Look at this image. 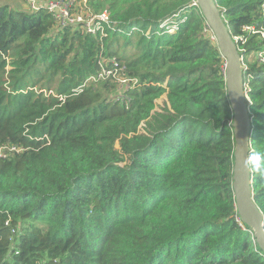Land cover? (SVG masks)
Returning <instances> with one entry per match:
<instances>
[{
    "label": "trees",
    "instance_id": "trees-1",
    "mask_svg": "<svg viewBox=\"0 0 264 264\" xmlns=\"http://www.w3.org/2000/svg\"><path fill=\"white\" fill-rule=\"evenodd\" d=\"M20 1L0 0V264H264L233 188L226 60L197 2L89 0L110 12L101 35L58 27V0ZM215 1L242 57L264 214V0ZM114 58L129 83L100 75Z\"/></svg>",
    "mask_w": 264,
    "mask_h": 264
},
{
    "label": "water",
    "instance_id": "water-1",
    "mask_svg": "<svg viewBox=\"0 0 264 264\" xmlns=\"http://www.w3.org/2000/svg\"><path fill=\"white\" fill-rule=\"evenodd\" d=\"M212 30L222 57L226 60L227 94L234 118L235 163L234 184L238 213L242 221L254 231L255 240L264 252V214L254 199L250 166L252 119L247 105L244 70L238 45L234 40L223 13L215 0H195Z\"/></svg>",
    "mask_w": 264,
    "mask_h": 264
},
{
    "label": "built area",
    "instance_id": "built-area-1",
    "mask_svg": "<svg viewBox=\"0 0 264 264\" xmlns=\"http://www.w3.org/2000/svg\"><path fill=\"white\" fill-rule=\"evenodd\" d=\"M26 1L28 2L30 9L33 11H37L44 6L43 3H40L37 0ZM88 1L89 0H82L80 3H76L75 0L50 1L45 7L49 10L50 13L54 15L57 26L60 28L68 25L80 26L87 33L96 34L100 32L101 35H106V28H114L109 10L104 9L100 12H95L89 7ZM80 8H82L83 10L80 11ZM236 40H238V37ZM113 62L115 68H103V71L100 75L104 77L113 75L120 83H129L131 79L119 76L122 68L119 67L118 61L114 58ZM133 81L135 83L137 82L135 80ZM13 149H15V147H13Z\"/></svg>",
    "mask_w": 264,
    "mask_h": 264
},
{
    "label": "rangeland",
    "instance_id": "rangeland-1",
    "mask_svg": "<svg viewBox=\"0 0 264 264\" xmlns=\"http://www.w3.org/2000/svg\"><path fill=\"white\" fill-rule=\"evenodd\" d=\"M22 3H24L26 7L30 8V7H29V4H28V2H27L26 0H23V1L21 0V1L19 2L20 5H21ZM79 3H80V2H79ZM21 6H22V5H21ZM172 31H173V30H172ZM235 38L237 39V37H235ZM249 60H250V62H253V61H254V58L251 57ZM260 61L263 62L262 58H260ZM119 76H120V77H123L121 74H120ZM55 86H57V83H54V87H55ZM124 87H127V86H124ZM45 92H46V93H51V92H55V90H54V89H50V90H47V89H46ZM123 96H124V93H121V92H119V93L116 94V97H117V98H122ZM165 98H166V96H163L162 98H160V99L157 101L158 106L161 105V104L163 103V101H164Z\"/></svg>",
    "mask_w": 264,
    "mask_h": 264
}]
</instances>
